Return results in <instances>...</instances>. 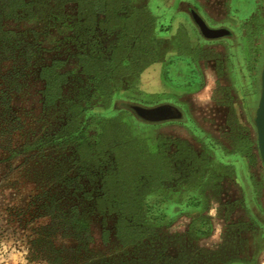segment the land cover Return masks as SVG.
Returning a JSON list of instances; mask_svg holds the SVG:
<instances>
[{"label": "rangeland", "instance_id": "374dc122", "mask_svg": "<svg viewBox=\"0 0 264 264\" xmlns=\"http://www.w3.org/2000/svg\"><path fill=\"white\" fill-rule=\"evenodd\" d=\"M25 1L0 70V264H264V0L214 21L198 0L217 39L178 0ZM167 103L183 119L130 108Z\"/></svg>", "mask_w": 264, "mask_h": 264}, {"label": "trees", "instance_id": "16d2710c", "mask_svg": "<svg viewBox=\"0 0 264 264\" xmlns=\"http://www.w3.org/2000/svg\"><path fill=\"white\" fill-rule=\"evenodd\" d=\"M33 4H29L25 0H0V70L3 62L15 58L17 46H12L11 36H16L15 32L8 31L5 28L7 21H19L24 17L25 13L32 11ZM8 89L6 81L0 72V150H4L8 145L9 129L7 125L10 123L8 118L14 116L13 109L7 104ZM60 264L61 261H52ZM64 263V262H63ZM62 263V264H63Z\"/></svg>", "mask_w": 264, "mask_h": 264}, {"label": "water", "instance_id": "95a60500", "mask_svg": "<svg viewBox=\"0 0 264 264\" xmlns=\"http://www.w3.org/2000/svg\"><path fill=\"white\" fill-rule=\"evenodd\" d=\"M195 19L201 32L207 38L217 39L223 37L225 34H229V31L227 30L210 29L199 17H196ZM260 80L261 93L258 106L253 112V122L257 131L258 149L264 168V64ZM131 109L139 119L154 124L167 121H178L183 117L182 112L178 108L172 106H160L152 109L133 106Z\"/></svg>", "mask_w": 264, "mask_h": 264}, {"label": "crops", "instance_id": "0c3cea01", "mask_svg": "<svg viewBox=\"0 0 264 264\" xmlns=\"http://www.w3.org/2000/svg\"><path fill=\"white\" fill-rule=\"evenodd\" d=\"M180 3L177 4L176 8L179 6L180 10L184 9V7H187V9L190 6H194L197 7L198 5H200L198 3V0H178ZM204 4L203 5H208L209 6V10L211 13L209 18L210 20H219V19H223L225 16L227 18H230L229 13H232L234 11H239V8H242V6H246V10H248V7L251 8L250 12H257L258 8L260 7V5L262 4L260 2V0H203ZM194 2V3H193ZM261 3V4H260ZM250 5L252 7H250ZM154 6V5H153ZM163 7L164 4H163ZM175 8V9H176ZM166 9H163V11ZM167 11L169 13H172L173 10L171 8H168ZM244 11V9H243ZM168 85H171L169 83H167ZM178 85L180 83H177ZM180 88V86L178 87Z\"/></svg>", "mask_w": 264, "mask_h": 264}, {"label": "flooded vegetation", "instance_id": "af4514ba", "mask_svg": "<svg viewBox=\"0 0 264 264\" xmlns=\"http://www.w3.org/2000/svg\"><path fill=\"white\" fill-rule=\"evenodd\" d=\"M195 10H197V7H194V6H190L189 7V16L190 17H192L193 19H194V21L196 22V24H197V21H196V17H199V18H201L197 13H196V11ZM201 20H203V22H205V24L207 25V23H206V21L203 19V18H201ZM198 25V24H197ZM208 26V25H207ZM200 28V27H199ZM214 30H226V29H223V28H218V29H214ZM228 35L229 34H225L223 37H221V38H226V37H228ZM169 87H173V85H168ZM133 106H139V107H143V108H147V109H152V108H157V107H160V106H172V107H176V108H178L181 112H182V114H183V117H184V112L181 110V108H179L178 106H176V105H174V104H170V103H167V104H162V105H158V106H155V107H144V106H140V105H132L130 108H132ZM131 111L134 113V111L131 109ZM134 115H135V113H134ZM136 116V115H135ZM183 117H182V119H183ZM136 118L137 119H139L137 116H136ZM141 122H143V123H145V124H148V125H159V124H165V123H170V122H176V121H167V122H162V123H156V124H154V123H148V122H145V121H143V120H141V119H139Z\"/></svg>", "mask_w": 264, "mask_h": 264}]
</instances>
